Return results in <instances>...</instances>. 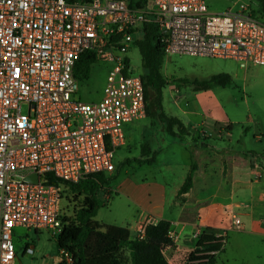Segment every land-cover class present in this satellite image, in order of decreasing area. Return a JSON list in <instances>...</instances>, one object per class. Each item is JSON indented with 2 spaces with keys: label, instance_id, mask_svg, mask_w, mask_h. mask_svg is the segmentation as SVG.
<instances>
[{
  "label": "built area",
  "instance_id": "2783aa9c",
  "mask_svg": "<svg viewBox=\"0 0 264 264\" xmlns=\"http://www.w3.org/2000/svg\"><path fill=\"white\" fill-rule=\"evenodd\" d=\"M256 10L241 1L214 13L206 0H0V264L15 260L16 229L60 233L61 194L50 178L76 184L115 170L124 127L146 116L141 74L126 58L143 24L156 27L164 56L231 60L246 73L264 68ZM83 53L112 63L97 102L77 96ZM229 216L228 229L240 230Z\"/></svg>",
  "mask_w": 264,
  "mask_h": 264
},
{
  "label": "rangeland",
  "instance_id": "374dc122",
  "mask_svg": "<svg viewBox=\"0 0 264 264\" xmlns=\"http://www.w3.org/2000/svg\"><path fill=\"white\" fill-rule=\"evenodd\" d=\"M240 1L249 2L253 8H257L255 0H206V4L211 12L217 13L229 7L234 8L233 3ZM141 36L137 34L136 38L140 39ZM126 58L133 72L141 74V57L136 44L130 46ZM111 68V62L94 59L90 64L88 77L78 83V98L87 103L99 101L102 97L106 76ZM162 72L170 81L162 90L165 104L170 86L180 92L177 96H182L190 89L180 82L182 79L201 80L215 73L229 74L232 79L230 86L213 88L221 109H223L222 113L231 121L229 135H225L227 130L226 126H223L215 128L217 132H223L220 137L215 138L213 134L208 137L206 133H200L198 138H194L195 134L192 133L190 138L181 139L189 143L201 140L203 148L205 142L209 141L211 145L241 157L242 154L252 152L264 154V68H249L243 76V72L237 68V63L231 60L170 55L164 56ZM158 128V122L146 116L124 127L126 140L123 147L115 152V170L105 173L106 176H115L109 184L113 191L110 193L108 185L107 190L99 193L102 204L92 218L98 225L124 224L125 218L131 213L132 204L129 198L137 197L139 189L148 185L156 175L163 173L161 170L171 158L173 159L171 161L176 162L179 168L185 164L186 153L182 149L168 148L159 155L156 166L138 168L134 160L141 158V145L149 146L150 142H156V145L169 144L173 140L161 134ZM261 186H264V174L258 184L254 185L253 195L255 197L264 194ZM60 188L63 195L60 202L62 214L70 216L78 209L79 204L70 200L72 194L67 187ZM108 194L109 197L106 199ZM15 233L13 239L16 252L14 264H57L59 262L60 257L55 246L56 236H53L50 231L41 230L34 233L32 230L16 229ZM26 243L33 247L32 255L23 253ZM225 245H227L226 255L229 257L228 264H264V246L258 249L252 247V245H264V241L257 236L230 232ZM235 245H246L244 250L246 254L240 257Z\"/></svg>",
  "mask_w": 264,
  "mask_h": 264
},
{
  "label": "crops",
  "instance_id": "0c3cea01",
  "mask_svg": "<svg viewBox=\"0 0 264 264\" xmlns=\"http://www.w3.org/2000/svg\"><path fill=\"white\" fill-rule=\"evenodd\" d=\"M179 93L170 86L166 104L163 102L162 94L163 112L167 116L178 117L192 130L194 138H198L200 133H206L208 137L212 134L215 138L220 137L223 132H217L215 128L227 125L231 127V121L222 113L223 109L213 89L207 91L189 89L182 96H177ZM158 125V131L164 134L161 125L159 123ZM225 135H229V131ZM190 137L186 136L185 139ZM172 139L169 144L149 143L151 151L159 150L151 166H156L159 155L168 148L182 149L186 153L185 164L179 168L176 162L171 161L172 158L167 161L166 165L162 166L163 173L156 175L148 185L139 189L137 197L129 198L132 204L131 213L125 218L124 224L117 226L127 227L130 238L135 239L141 225L156 223L162 219L169 221L172 246L166 247L163 251L169 264H188L187 256L196 242L194 235L206 228L224 233L225 242L230 232L257 236L264 241V194L259 197L253 195L254 185L258 184L264 174L262 168L264 154L241 153L243 155L241 157L211 145L209 141L204 143L203 148L201 140L189 143L181 138ZM192 163L196 166L192 186L186 193L178 194ZM261 188L264 192V186ZM109 189L111 193L113 191L111 185ZM108 197L109 194L106 199ZM230 211L239 216L240 230L228 229ZM260 246L264 245H252L257 249ZM246 247L235 245L240 257L246 254L244 251ZM226 248L227 245L224 243L215 264L229 263Z\"/></svg>",
  "mask_w": 264,
  "mask_h": 264
},
{
  "label": "trees",
  "instance_id": "16d2710c",
  "mask_svg": "<svg viewBox=\"0 0 264 264\" xmlns=\"http://www.w3.org/2000/svg\"><path fill=\"white\" fill-rule=\"evenodd\" d=\"M75 1V0H68ZM257 12L264 16V0H255ZM146 0H129L131 7H141ZM141 38L135 41L141 57V80L143 83L146 117L157 121L162 132L172 138L191 136L192 130L185 126L178 117L167 116L162 108V90L169 84L163 74L164 53L159 41L156 27L152 23L142 26ZM91 53H83L73 69L74 77L80 81L88 77L90 64L93 62ZM231 77L226 73H215L201 80L182 79L180 82L192 91H207L214 87H228ZM230 125L226 130H230ZM159 150L149 148L147 144L140 147V159L134 162L138 167L151 166ZM196 169L192 163L186 177L178 190V194L186 193L192 186V176ZM115 176L105 173L88 175L76 184L61 182L50 178L49 183L59 187L61 200L62 189L67 187L72 194L71 201L79 207L70 216H60L61 231L55 238V246L60 260L57 264H169L163 255L166 247L172 246L169 236L170 222L158 220L146 224L143 238H130L127 227L105 225L100 226L92 220L102 201L99 193L108 189ZM218 231L204 229L187 256L188 264H215L216 257L223 250L225 235L217 236ZM67 254L68 261L62 257Z\"/></svg>",
  "mask_w": 264,
  "mask_h": 264
},
{
  "label": "water",
  "instance_id": "95a60500",
  "mask_svg": "<svg viewBox=\"0 0 264 264\" xmlns=\"http://www.w3.org/2000/svg\"><path fill=\"white\" fill-rule=\"evenodd\" d=\"M33 181H36V178L35 177H33V179H32Z\"/></svg>",
  "mask_w": 264,
  "mask_h": 264
}]
</instances>
